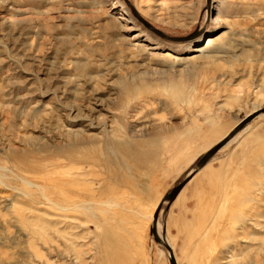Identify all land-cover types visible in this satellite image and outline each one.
Instances as JSON below:
<instances>
[{
    "label": "rangeland",
    "instance_id": "rangeland-1",
    "mask_svg": "<svg viewBox=\"0 0 264 264\" xmlns=\"http://www.w3.org/2000/svg\"><path fill=\"white\" fill-rule=\"evenodd\" d=\"M128 1L201 34L164 41L124 0H0V264H170L159 205L264 108V0ZM194 177L158 218L176 263L264 264V114Z\"/></svg>",
    "mask_w": 264,
    "mask_h": 264
},
{
    "label": "water",
    "instance_id": "water-1",
    "mask_svg": "<svg viewBox=\"0 0 264 264\" xmlns=\"http://www.w3.org/2000/svg\"><path fill=\"white\" fill-rule=\"evenodd\" d=\"M126 6L130 9L133 17L150 33L158 36L164 41L171 42V43H188L189 41L195 39L198 37L201 33L199 31H196L194 34L189 35L187 37H171L163 33L162 31L156 29L154 26H152L150 23H148L141 15L137 12V10L133 7V5L128 1L124 0ZM211 0H207L206 9L208 10L210 8ZM264 114V108L249 115L244 121H242L239 125L235 127V129L228 134L220 143L215 145L212 149H210L197 163L196 170L193 172L189 177H187L182 183H180L177 187H175L169 194H167L162 203L168 202L170 205L176 200L179 193L183 190V188L186 186V184L201 170L203 169L206 164L209 162V160L215 156L223 147H225L234 137L237 135L244 127H246L248 124H250L254 119H256L259 115ZM162 206L159 207V209L156 211L154 218H153V225L151 229V235L154 238V241L164 247L168 253H169V261L170 264H177L175 257L173 255V251L170 248V246L162 239L158 233H157V221L159 217V213Z\"/></svg>",
    "mask_w": 264,
    "mask_h": 264
},
{
    "label": "bare ground",
    "instance_id": "bare-ground-1",
    "mask_svg": "<svg viewBox=\"0 0 264 264\" xmlns=\"http://www.w3.org/2000/svg\"><path fill=\"white\" fill-rule=\"evenodd\" d=\"M209 9H210V8H209ZM197 39H198V38H197ZM197 39H196V40H197ZM210 39H212V38H210ZM208 40H209V39H208ZM212 42H213V40H209L208 44H210V43H212ZM167 55H169V54H167ZM256 112H257V111H256ZM244 120H245V119H244ZM244 120H243V121H244ZM244 128H245V127H244ZM244 128H243V129H244ZM243 129H242V130H243ZM242 130H241V131H242ZM241 131H240V132H241ZM240 132H239V133H240ZM239 133H238V134H239ZM238 134H237V135H238ZM237 135H235V137H236ZM235 137H234V138H235ZM226 146H227V145H226ZM223 148H225V147H223ZM223 148H222V149H223ZM211 149H212V148H211ZM222 149H221V150H222ZM207 152H208V151H207ZM219 152H220V151H219ZM213 158H214V156L209 160V162L206 164V166H205L203 169H201V170L196 174V176L194 177L195 180H196L198 177H200V176L202 175V173L204 172V170L207 168V165L211 162V160H212ZM191 180H192V179H191ZM191 180H190V181H191ZM190 181H189V182H190ZM189 182H188V183H189ZM188 183H187V184H188ZM187 184H186V185H187ZM185 187H186V186H185ZM185 187H184V188H185ZM184 188H183V189H184ZM182 191H183V190H182ZM182 191H181V192H182ZM181 192H180V193H181ZM180 193H179V195H180ZM179 195H178V196H179ZM177 198H178V197H177ZM177 198H176V199H177ZM162 202H163V201H162ZM165 203H168V202H165ZM163 204H164V203H161V205H159V207H160V206H163ZM168 205H169V203H168ZM159 207H158V209H159ZM240 208H241V207H240ZM240 208H239V209H240ZM158 209H157V210H158ZM160 211H161V210H160ZM240 212H241V211H240ZM155 213H156V212H155ZM160 213H161V212H160ZM160 213H159V215H160ZM154 215H155V214H154ZM158 218H159V217H158ZM157 224H158V221H157ZM157 233H158V232H157ZM170 248H171V247H170Z\"/></svg>",
    "mask_w": 264,
    "mask_h": 264
}]
</instances>
